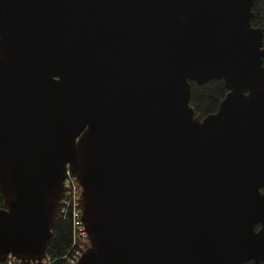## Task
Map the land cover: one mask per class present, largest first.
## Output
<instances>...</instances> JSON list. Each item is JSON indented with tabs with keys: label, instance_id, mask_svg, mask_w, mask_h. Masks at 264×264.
<instances>
[{
	"label": "water",
	"instance_id": "1",
	"mask_svg": "<svg viewBox=\"0 0 264 264\" xmlns=\"http://www.w3.org/2000/svg\"><path fill=\"white\" fill-rule=\"evenodd\" d=\"M254 3L0 0V261L46 257L69 165L77 264L264 262ZM213 78L229 91L201 117L191 81Z\"/></svg>",
	"mask_w": 264,
	"mask_h": 264
},
{
	"label": "trees",
	"instance_id": "2",
	"mask_svg": "<svg viewBox=\"0 0 264 264\" xmlns=\"http://www.w3.org/2000/svg\"><path fill=\"white\" fill-rule=\"evenodd\" d=\"M253 11V25L264 28V0H255ZM192 83V95L190 104L193 106L196 114L204 117L219 108L221 100L225 97L228 89L223 79L213 78L210 81L198 84ZM3 201L0 194V207ZM73 251V222L71 216L58 217L53 226V235L48 241L47 254L52 257L61 258ZM25 264H30L24 262ZM0 264H8L7 261H0ZM248 264H264V262Z\"/></svg>",
	"mask_w": 264,
	"mask_h": 264
},
{
	"label": "built area",
	"instance_id": "3",
	"mask_svg": "<svg viewBox=\"0 0 264 264\" xmlns=\"http://www.w3.org/2000/svg\"><path fill=\"white\" fill-rule=\"evenodd\" d=\"M64 196L60 203L58 217L71 216L73 222V251L69 254L56 258L47 255L40 261H21L9 254L6 261L8 264H77L84 252L90 245L89 234L83 222L81 209L82 186L77 177L68 166L63 180Z\"/></svg>",
	"mask_w": 264,
	"mask_h": 264
},
{
	"label": "flooded vegetation",
	"instance_id": "4",
	"mask_svg": "<svg viewBox=\"0 0 264 264\" xmlns=\"http://www.w3.org/2000/svg\"><path fill=\"white\" fill-rule=\"evenodd\" d=\"M224 83H225V82H224ZM227 89H228V88H227ZM228 91H229V89H228ZM227 93H228V92H227ZM225 96H226V95H225ZM223 99H224V98H223ZM223 99H222V100H223ZM222 100H221V101H222ZM220 103H221V102H220ZM219 106H220V105H219ZM218 109H219V108H218ZM218 109H217V110H218ZM217 110H216V111H217ZM216 111H214V112H216ZM211 113H213V112H211ZM209 114H210V113H209ZM261 192L264 193V186L261 188ZM256 228H257V230H258V229L260 228V224H257V225H256Z\"/></svg>",
	"mask_w": 264,
	"mask_h": 264
}]
</instances>
